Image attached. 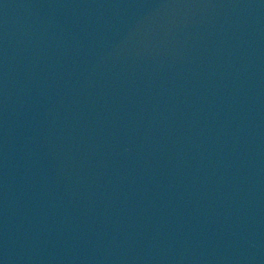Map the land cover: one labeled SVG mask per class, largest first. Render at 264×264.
<instances>
[{"label":"water","instance_id":"obj_1","mask_svg":"<svg viewBox=\"0 0 264 264\" xmlns=\"http://www.w3.org/2000/svg\"><path fill=\"white\" fill-rule=\"evenodd\" d=\"M0 264H264V0H0Z\"/></svg>","mask_w":264,"mask_h":264}]
</instances>
